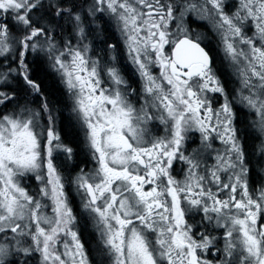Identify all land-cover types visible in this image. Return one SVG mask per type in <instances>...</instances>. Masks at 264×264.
<instances>
[{
  "label": "snow or ice",
  "instance_id": "snow-or-ice-1",
  "mask_svg": "<svg viewBox=\"0 0 264 264\" xmlns=\"http://www.w3.org/2000/svg\"><path fill=\"white\" fill-rule=\"evenodd\" d=\"M0 264H264V0H0Z\"/></svg>",
  "mask_w": 264,
  "mask_h": 264
},
{
  "label": "flooded vegetation",
  "instance_id": "flooded-vegetation-1",
  "mask_svg": "<svg viewBox=\"0 0 264 264\" xmlns=\"http://www.w3.org/2000/svg\"><path fill=\"white\" fill-rule=\"evenodd\" d=\"M193 27H196V25H193ZM213 43H215V42L213 41ZM67 115H68V113L65 111V112L63 113V116L66 117ZM88 231H89V233L92 232V229H91V226H90V225H89V229H88Z\"/></svg>",
  "mask_w": 264,
  "mask_h": 264
},
{
  "label": "trees",
  "instance_id": "trees-1",
  "mask_svg": "<svg viewBox=\"0 0 264 264\" xmlns=\"http://www.w3.org/2000/svg\"><path fill=\"white\" fill-rule=\"evenodd\" d=\"M65 127H67L66 123H65Z\"/></svg>",
  "mask_w": 264,
  "mask_h": 264
}]
</instances>
